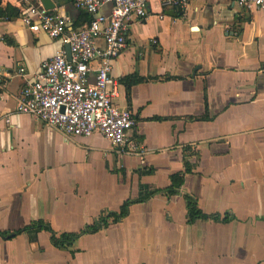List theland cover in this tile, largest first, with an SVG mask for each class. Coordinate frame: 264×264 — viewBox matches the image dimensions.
Returning <instances> with one entry per match:
<instances>
[{
  "label": "crops",
  "instance_id": "1",
  "mask_svg": "<svg viewBox=\"0 0 264 264\" xmlns=\"http://www.w3.org/2000/svg\"><path fill=\"white\" fill-rule=\"evenodd\" d=\"M49 2L68 34L91 21L74 0ZM39 3L0 0V264H264V14L236 0H150L151 17L129 21L113 102L134 118L139 156L16 112L25 82L65 49L24 25ZM143 189L153 194L123 218L84 232ZM185 194L207 219L188 221ZM63 234L75 238L57 247Z\"/></svg>",
  "mask_w": 264,
  "mask_h": 264
},
{
  "label": "built area",
  "instance_id": "2",
  "mask_svg": "<svg viewBox=\"0 0 264 264\" xmlns=\"http://www.w3.org/2000/svg\"><path fill=\"white\" fill-rule=\"evenodd\" d=\"M150 0H74L75 6L91 16L89 24L67 33L68 18L49 11L42 4L30 6L23 16L32 32H44L69 46L70 60L61 47L41 66L33 81H26L20 91L16 112L52 127L68 136L100 133L117 152L144 156L146 150L128 137L134 118L127 109L116 106L112 60L127 46L126 29L135 17L147 20ZM189 0H159L162 7L184 8ZM245 9L264 14V0H236ZM111 6L109 15L100 14L102 6ZM163 19V16H159ZM234 27H230L233 30ZM103 41L98 47L97 40ZM155 43V41H153ZM98 62L93 67V62ZM23 69H18L23 73ZM94 72L93 81L90 73ZM112 87V90H110Z\"/></svg>",
  "mask_w": 264,
  "mask_h": 264
},
{
  "label": "trees",
  "instance_id": "3",
  "mask_svg": "<svg viewBox=\"0 0 264 264\" xmlns=\"http://www.w3.org/2000/svg\"><path fill=\"white\" fill-rule=\"evenodd\" d=\"M1 13H2V10L0 9V14ZM189 170H190V167L186 163L185 171L187 172ZM183 175H184V173H178V174L174 175L171 179V186L167 190H165V192H163V193L166 194L167 196H171V195L179 192L181 189L182 181H183ZM146 193H149V192L146 191L145 189H143L142 192L140 193L141 196L139 198H137L136 200H129L126 203H124V206L122 207L120 213H118V214L112 213V212L108 213L106 215V217L99 219L95 225L86 227L84 232L98 231L99 229L108 225V220H111L112 222L120 220L121 218H123L127 214L128 206L131 203L136 202V201L137 202L144 201V200L148 199L153 194V193H149L146 195ZM184 197H185L186 205H187V209H188V215L187 216H188L189 222H192L198 218L207 219L208 216L203 215L200 212V210L198 209L197 201L193 196L185 194ZM111 221H109V222H111ZM37 227H41V225H39ZM74 238H75V235L63 234L59 237H55L53 239V243L57 247H64V246L70 244Z\"/></svg>",
  "mask_w": 264,
  "mask_h": 264
},
{
  "label": "water",
  "instance_id": "4",
  "mask_svg": "<svg viewBox=\"0 0 264 264\" xmlns=\"http://www.w3.org/2000/svg\"><path fill=\"white\" fill-rule=\"evenodd\" d=\"M42 5L46 9H51L53 7L52 4H50L49 0H42ZM65 53H66V58L68 60H70V51H69V46L68 45L65 46Z\"/></svg>",
  "mask_w": 264,
  "mask_h": 264
}]
</instances>
